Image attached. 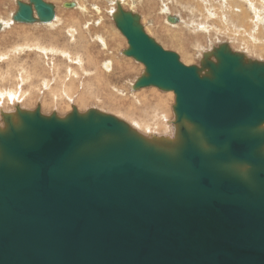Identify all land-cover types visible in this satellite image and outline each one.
Returning <instances> with one entry per match:
<instances>
[{
	"label": "water",
	"instance_id": "95a60500",
	"mask_svg": "<svg viewBox=\"0 0 264 264\" xmlns=\"http://www.w3.org/2000/svg\"><path fill=\"white\" fill-rule=\"evenodd\" d=\"M56 16L18 0L12 20ZM114 21L144 66L134 88L174 94L179 140L155 143L96 110L6 116L0 264H264V63L222 45L187 66L138 15Z\"/></svg>",
	"mask_w": 264,
	"mask_h": 264
},
{
	"label": "rangeland",
	"instance_id": "374dc122",
	"mask_svg": "<svg viewBox=\"0 0 264 264\" xmlns=\"http://www.w3.org/2000/svg\"><path fill=\"white\" fill-rule=\"evenodd\" d=\"M17 1L0 0V58L5 59L2 60L3 62L0 61V90L15 91L19 100H22L21 103L23 101L28 103L20 105L19 102V111L14 105L18 100L17 97L12 98L9 104L3 103V107L0 108V131L8 127L6 116L17 123L19 112L31 113L40 110L45 116L55 114L66 118L75 109L82 111L81 101L86 97H90L88 100L90 103L87 110L83 111L85 114L90 110L107 113L123 119L136 130L134 127L136 122L140 121L138 119L140 116L135 113L132 124L126 116V110L131 108L130 104L137 103L139 100L138 96L134 97L136 89L133 90L130 85L136 81V75L142 76L144 66L133 61L134 64L130 66L132 71L128 74L118 68L122 60L129 59L125 56V48L119 45L120 41L114 37V33H120L114 21L120 10L138 15L146 32L164 49L177 53L181 62L187 66L201 67L205 60L215 61L214 53L222 45H227L234 53L244 55L247 60L264 63L261 58L256 59L244 48L245 45L264 43V33L253 35L255 24L264 28V18L256 22L229 16L224 9V0L211 2L208 0H45L55 4L57 9L56 20L47 25L14 23L12 16L17 9ZM133 1H135L134 4L137 2V5H133ZM256 1L259 0H236L247 12L252 10ZM71 2H75L76 7L66 8L65 4ZM257 5L260 6L261 3ZM215 14L217 19L220 17V20L217 21L218 25L213 27L221 28L222 24H225L226 31L216 32L212 26L209 27L211 31H204L208 27L202 22H214L210 18ZM171 16H178L184 21V24L181 22L183 25L180 29H185V22L191 24L190 31L194 36L187 38V44L182 43L183 38L179 36L182 31L175 29L179 22L176 24L168 22V17ZM58 19L61 20L62 26H58L59 24L52 26ZM153 20L156 21L153 22ZM165 23L173 31L168 32L164 29ZM102 25H106V28H101ZM86 35H88L87 38ZM122 40L125 43L124 46L128 48L126 40ZM75 42H79L80 46H75L73 44ZM199 43H203L202 48ZM50 48L53 50L52 53L47 52ZM203 48L206 52H203ZM77 56H82L83 61L82 71H78V75L75 74L80 66L75 61ZM107 61L113 64L112 73L104 68ZM98 68L100 70L97 73L95 70ZM102 72L106 75H102ZM7 73L8 78H6ZM101 82L103 84L100 86ZM104 87L106 91L102 94L98 93ZM155 89L146 88L145 91L139 92L151 98L155 94L169 98L170 108L160 103H157V106L161 112L165 110L167 114L171 113L176 117L174 94L168 95L166 92ZM124 97H127L126 100H123ZM113 98L117 101L115 102ZM172 137L174 138L173 135ZM158 138L161 139L162 136ZM176 140H179L177 134Z\"/></svg>",
	"mask_w": 264,
	"mask_h": 264
},
{
	"label": "bare ground",
	"instance_id": "6f19581e",
	"mask_svg": "<svg viewBox=\"0 0 264 264\" xmlns=\"http://www.w3.org/2000/svg\"><path fill=\"white\" fill-rule=\"evenodd\" d=\"M176 1V0H175ZM213 0H208V2H211ZM261 3V5H257L258 3ZM223 5H224V9L226 11V13L229 15V16H236V17H240L242 19H244L245 21H259L260 19H263L264 18V0H259V1H256L255 2V6L252 7V10L250 12H247L246 9L244 8V6L241 4V3H237L236 0H224L223 2ZM150 12V11H149ZM174 19H177L176 22L174 24H176L177 22H179V24L175 27V29L177 30H181L182 31V34L179 35L181 38H183V42L182 43H185L187 44V38H190L192 36H194V34L190 31V25L191 24H187L185 22V25L186 27H184L185 29L183 30L180 29V26H182L184 24V21L183 20H180L179 18H174ZM56 20V19H55ZM211 21H214V22H209V21H205V22H202L203 24H205L206 27H208V29H204V31H211L212 29H214L216 32H222V31H226L227 30V27L225 26V24H222V27L218 28L217 27H213V26H216L218 25L217 21L220 20V17H218L217 19V14L213 15L211 18H210ZM61 20L58 19L57 23H54L52 26L56 25V24H61L60 22ZM170 22V21H169ZM183 24H182V23ZM171 23V22H170ZM212 23V24H211ZM181 24V25H180ZM211 24V25H210ZM221 25V24H220ZM213 27L212 29L210 28L209 30V27ZM164 29H166L168 32H171L173 30H171L167 25L166 23L164 24ZM174 29V30H175ZM191 33V34H190ZM262 34L264 33V28H262L259 24H255L254 25V30H253V35L254 34ZM51 34V33H50ZM192 35V36H191ZM114 37L115 39H118L120 41V44L121 46H123L125 48V51L128 49L127 47L124 46V42L122 39H125L122 34L120 33H114ZM123 37V38H122ZM54 39V38H53ZM126 40V39H125ZM115 41V40H114ZM191 41V40H190ZM193 41V40H192ZM117 43V41H115ZM127 42V40H126ZM194 42V41H193ZM209 42V41H208ZM75 44H79L78 43H75ZM128 44V43H127ZM202 44L203 43H199V46L202 48ZM192 45H195V43H192ZM211 47V46H210ZM245 48V51H249L251 56H255V58H261L263 61H264V43L263 44H258V43H254V44H251V45H245L244 46ZM189 49V48H188ZM48 53H52L53 50L52 48L48 49L47 50ZM203 52H206L203 48ZM81 54V53H80ZM82 57V56H81ZM81 57H79L78 61L79 63L81 64V67H82V64H83V61L81 59ZM2 60H5L3 58H0V61ZM134 60L129 58V59H126V60H122L121 61V64L118 65V68H121L124 70V73L128 74L129 72L132 71L131 67L132 65L131 64H134L132 63ZM3 62V61H2ZM9 63V62H8ZM11 64V63H10ZM11 66H13L11 64ZM18 66V64H17ZM131 66V67H130ZM134 66H137V65H134ZM1 67V66H0ZM16 68V67H15ZM105 69L108 71V72H111L112 69H113V64L110 63V62H107L105 64ZM2 70V69H1ZM138 70V69H137ZM26 71V70H25ZM139 72V71H138ZM133 73V72H132ZM102 75L105 74V72L101 73ZM110 74V73H109ZM108 74V75H109ZM126 74H124L126 76ZM138 74V73H137ZM106 75V74H105ZM114 75V74H113ZM5 77V76H4ZM9 77V74L7 73L6 74V78ZM5 78V79H6ZM119 78V77H118ZM137 78H140L139 75H136V81H137ZM111 79V77H110ZM112 79L114 80V77H112ZM123 80V79H122ZM108 82V80H106ZM112 81V80H111ZM115 81V80H114ZM135 81V82H136ZM135 82L130 85L132 86V89L134 90V84ZM110 83V82H109ZM119 83H121L119 81ZM118 83V84H119ZM106 84V83H105ZM110 85V84H109ZM114 85V84H113ZM106 86V85H105ZM112 86V85H111ZM116 86V85H115ZM122 86V85H121ZM117 87V86H116ZM123 87V86H122ZM106 88V87H105ZM119 88V86L117 87ZM116 88V89H117ZM120 89V88H119ZM131 89V88H130ZM157 89V88H156ZM155 89V90H156ZM145 91V89H136V91L134 92L135 95L134 97L138 96L139 100L137 101V103H132L130 104L131 108L130 109H125L126 110V116L127 118L132 121L131 123L133 124V121H134V114L136 113L137 115H139L140 117L138 118L140 121L139 122H136V132L139 133V135H141L142 137H144L145 139H149L151 141H154L155 143H164V144H167V146H171L173 147L177 140H176V134L177 136L179 137V130H180V125H178L176 123V117H174L171 113H168L165 112V110L163 112H161L157 106V103H160L162 105H164L165 107H169V104H168V100L169 98H164L162 97L161 95L159 94H155L153 96V98L149 97V96H146L145 94H140L141 91ZM56 90H54L55 92ZM117 91V90H116ZM140 91V92H139ZM29 92V91H28ZM121 92V91H120ZM30 93H31V90H30ZM29 93V95L31 96V94ZM109 93V92H108ZM110 93H111V90H110ZM119 93V92H118ZM168 95L170 94V92H166ZM26 94V93H25ZM54 94V93H53ZM29 95H28V98H29ZM27 96V95H26ZM18 100L15 101L14 105L16 106L17 108V111L20 110V106H18L19 102L21 103L22 100H19V96H17L16 92L15 91H10V92H2L0 90V108L3 107V103H10L12 101V98H16ZM32 97V96H31ZM132 97V96H131ZM27 98V100H29ZM108 98V96L106 97ZM116 98V97H115ZM118 98V97H117ZM125 99L123 100H126L127 97H124ZM26 99V98H25ZM31 99V98H30ZM36 99V98H35ZM34 100V99H32ZM114 100V98H113ZM122 100V98H121ZM122 100V101H123ZM129 100V99H128ZM133 100V99H132ZM152 102H151V101ZM115 101V100H114ZM117 101V100H116ZM115 101V102H116ZM120 101V100H119ZM118 101V102H119ZM30 102V101H29ZM32 102V101H31ZM34 102V101H33ZM113 102V101H112ZM117 102V103H118ZM126 102V101H125ZM24 103H28V102H25L23 101L20 105H23ZM114 103V102H113ZM112 103V104H113ZM32 104V103H31ZM35 104V103H33ZM47 104V103H46ZM115 104V103H114ZM119 104V103H118ZM49 105V104H48ZM111 105V104H110ZM117 105V104H116ZM155 106V108L153 106ZM32 106V105H31ZM47 106V105H46ZM34 107V106H33ZM115 107V106H114ZM123 107V106H122ZM34 109V108H33ZM32 109V110H33ZM124 109V108H123ZM15 117V116H14ZM131 118V119H130ZM127 123V122H126ZM186 128H190L189 127V124L185 123L184 124ZM166 135V136H165ZM172 135L174 136V138L172 137ZM158 136H162V138H158ZM165 136V137H164Z\"/></svg>",
	"mask_w": 264,
	"mask_h": 264
},
{
	"label": "crops",
	"instance_id": "0c3cea01",
	"mask_svg": "<svg viewBox=\"0 0 264 264\" xmlns=\"http://www.w3.org/2000/svg\"><path fill=\"white\" fill-rule=\"evenodd\" d=\"M134 2L135 1H133V5H137V2H136V4H134ZM176 15H179V14H176ZM180 16V15H179ZM171 17H173V18H179L178 16H171ZM180 19V18H179ZM181 20V19H180ZM156 20H153V22H155ZM168 22H169V20H168ZM170 23V22H169ZM98 24V23H97ZM58 26H62L61 24H59ZM101 28H106V25H102L101 26ZM69 32V31H68ZM153 33H155V32H153ZM70 36H71V34H70ZM88 37V35H86V38ZM152 37V36H151ZM154 38V37H153ZM157 38V37H156ZM157 41V40H156ZM75 43H78V42H75ZM75 43H73V44H75ZM159 43V42H158ZM75 46H79L78 44H75ZM78 59H79V56H77L76 58H75V61L76 62H78L79 63V61H78ZM108 62V61H107ZM80 64V63H79ZM58 66H56V68H57ZM60 67V66H59ZM104 68H105V66H104ZM100 69L98 68V69H96L95 70V72H97L98 73V71H99ZM78 71H82V67H81V64H80V66H79V68L76 70V72H75V74L76 75H78L77 74V72ZM94 72V73H95ZM112 73V72H111ZM90 83V82H89ZM103 84V82H101V84H100V86ZM106 91V88L104 87V88H102L101 90H99L98 91V93H104ZM69 99V98H68ZM90 99V97H86V98H83V100L81 101V107H82V111H79L80 112V114H85L83 111L84 110H87V107H89V104L88 103H90V102H88V100ZM107 99V98H106ZM70 102H72V101H70ZM102 105H103V103H102ZM68 105H66V107H67ZM103 108H106L105 106H102ZM123 120V119H122ZM124 121V120H123ZM124 122H126V121H124Z\"/></svg>",
	"mask_w": 264,
	"mask_h": 264
}]
</instances>
